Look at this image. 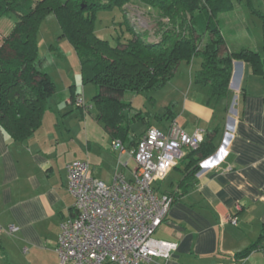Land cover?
I'll return each mask as SVG.
<instances>
[{"label":"crops","instance_id":"1","mask_svg":"<svg viewBox=\"0 0 264 264\" xmlns=\"http://www.w3.org/2000/svg\"><path fill=\"white\" fill-rule=\"evenodd\" d=\"M254 4L264 16V0ZM243 29L230 24L231 41L226 43L230 52L247 48L238 38ZM256 53L264 57V51ZM190 79V87L175 110L156 116L161 131L174 122L188 135L200 131L214 148L225 131L233 129V138L224 162L200 170L193 186L178 188L181 171L167 183L178 168L156 186L157 194L171 193L174 201L153 238L175 243L176 249L168 259L151 258L140 264H264V238L256 250L239 255L257 242L264 230V71L258 75L250 64L233 61L229 94L220 101H209L207 87H193ZM69 93L66 106L53 99L54 95L48 99L40 128L26 141L13 140L0 127V264H58L60 223L72 215L74 205L66 190L67 165L86 161L95 179L110 183L120 174L131 181L138 139L149 127L158 129L149 121L139 134L131 136L128 127L119 136H112L107 129L110 154L95 150L92 155L88 125L79 129L69 121L71 107L80 98L75 89ZM77 108L82 114L87 110ZM114 141L122 143V151L113 149ZM92 156L97 165L91 163ZM179 163L183 169L185 161ZM231 217L237 218L236 225L227 222ZM10 227L15 231H9Z\"/></svg>","mask_w":264,"mask_h":264},{"label":"trees","instance_id":"2","mask_svg":"<svg viewBox=\"0 0 264 264\" xmlns=\"http://www.w3.org/2000/svg\"><path fill=\"white\" fill-rule=\"evenodd\" d=\"M131 2L155 12L154 40H148L146 32L135 31L126 18L124 24L131 39L120 42L118 38L115 45L99 39L94 34L95 13L114 7L123 11ZM247 6L264 21L250 0ZM233 7V0H0V18L13 21L10 33L0 44V127L13 140L26 141L40 128L47 101L56 92V85L39 57L38 31L46 15L55 16L61 37L78 56L82 85L98 88L92 98L97 120L112 136H119L127 131L123 111L130 107L122 100L124 94L160 90L182 62L200 59L193 82L207 87L209 101L228 96L233 61L246 62L255 74H262L264 57L247 48L237 52L227 48L218 16ZM170 111L168 108L164 116ZM210 144L205 139L198 149L186 153L179 189L193 186L200 171L199 162L216 149ZM179 164L174 169H179ZM159 185L160 182L154 184L156 193ZM165 194L174 201L171 193ZM263 238L264 230L258 241L239 255L244 257L256 250Z\"/></svg>","mask_w":264,"mask_h":264},{"label":"built area","instance_id":"3","mask_svg":"<svg viewBox=\"0 0 264 264\" xmlns=\"http://www.w3.org/2000/svg\"><path fill=\"white\" fill-rule=\"evenodd\" d=\"M74 103L85 107L81 98ZM233 133V129L231 133L224 132L213 153L199 162L200 170L213 169L224 162ZM202 141L200 131L188 135L174 122L165 132L149 127L133 151L136 168L131 181L120 174H115L110 183L95 179L86 161L67 165L66 190L74 205L72 215L60 223L58 264H140L151 258H170L176 244L156 240L153 234L166 218L173 199L157 194L153 187ZM112 146L123 150L120 141H114ZM227 222L236 225L237 218Z\"/></svg>","mask_w":264,"mask_h":264},{"label":"rangeland","instance_id":"4","mask_svg":"<svg viewBox=\"0 0 264 264\" xmlns=\"http://www.w3.org/2000/svg\"><path fill=\"white\" fill-rule=\"evenodd\" d=\"M234 7L226 12L224 16L219 17L220 26L222 28L225 42L231 41L232 34L229 32L230 24L236 25L243 29V33L238 36L244 46L247 48L263 53V19L259 18L254 13L250 12L247 3L248 0H233ZM253 7L255 0H250ZM135 29L137 32H146L148 40H154V32L157 24V18L154 11L137 3L131 2L123 7V11L114 7L111 9H101L95 13L94 34L101 40L109 42L111 45L120 42H126L131 39V34L127 30L124 20ZM230 24H229V23ZM13 27L11 19L0 18V44L3 37L7 36ZM245 30V31H244ZM247 30V31H246ZM246 32V33H244ZM38 46L39 57L42 60V66L49 73L53 82L56 85V92L53 99H58L62 106H66V97L72 89H75V95L80 96L84 106L87 108L84 114L75 105L71 107L69 121L71 124L82 128L88 125L90 129V140L92 145L91 153L95 150L111 151L110 137L105 126L96 120V109L92 98L98 88L93 84L82 85L81 82V66L78 56L74 52L69 42L61 37V30L55 16L50 13L42 20L38 31ZM200 59L195 57L190 64L182 62L174 75V77L160 90L149 93H132L126 92L123 96V102L129 103V109L123 111L125 116L124 126L129 128L130 136L139 134L144 126L145 121L154 124L159 130L162 125L156 116H163L167 109L175 110L179 101L184 96L187 87H190L189 77L192 79L191 85L196 87L193 79L195 70L199 68ZM190 79V80H191ZM46 107L45 112L47 111ZM141 114L136 116V113ZM142 117L143 119H141ZM163 124L167 120H163ZM63 124V120H60ZM111 147V148H110ZM92 164L97 165V161ZM88 163V162H87ZM103 168L107 169V163L102 164ZM179 171H174L167 179V183L180 176Z\"/></svg>","mask_w":264,"mask_h":264}]
</instances>
